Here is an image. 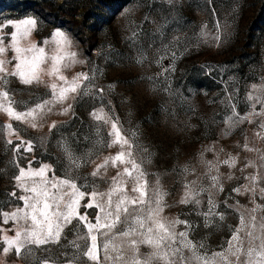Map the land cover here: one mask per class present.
<instances>
[{
  "label": "rangeland",
  "instance_id": "obj_1",
  "mask_svg": "<svg viewBox=\"0 0 264 264\" xmlns=\"http://www.w3.org/2000/svg\"><path fill=\"white\" fill-rule=\"evenodd\" d=\"M26 18L35 19L36 27L14 40V24ZM56 30L65 34L68 45H57L52 36ZM32 45L44 49L43 71L41 82L25 84L19 72L31 76L38 55L27 51ZM17 47L25 50L19 58ZM0 48L6 70L0 71V264H115L105 259L107 241L97 232L98 260L83 253L92 243L86 223L96 222L101 214L97 204L109 199L97 196L93 202L91 193L119 187L123 191L111 197L113 202L125 194L139 195L132 191V177L117 175L132 170L130 163H109L92 175L105 158L121 152L126 159L131 153L139 165L146 197L154 199L157 189L162 193L160 215L185 221L176 224V231H187L188 240L202 243L201 254L226 249L242 216L246 227L239 235L245 248L248 231L264 237V0H0ZM65 52L83 63L65 59L62 63L71 66L62 67L61 74L69 81L78 73L89 79L34 120L9 116L6 109L26 113L53 99L49 86L57 84L58 92L63 81L47 72L51 57ZM233 111L249 119L229 128ZM113 123L128 144L113 143ZM233 159L234 165L224 163ZM45 165V178L71 179L85 193L77 212L87 221L73 219L54 243L26 245L19 255L15 247L4 253L9 247L4 237L14 239L32 224L30 219L6 221L5 214L25 208L20 197L32 195L25 188L42 180L31 173ZM20 169L29 174L17 181ZM190 190V202L181 203ZM66 191L65 186L61 192ZM126 227L112 230L114 243H121L118 232ZM253 243L258 246L260 240ZM123 250L131 255L126 246ZM149 252L148 245L139 246L140 254ZM107 254L116 256L111 249ZM184 254L191 252L185 249ZM258 259L254 255L252 264Z\"/></svg>",
  "mask_w": 264,
  "mask_h": 264
},
{
  "label": "snow or ice",
  "instance_id": "obj_2",
  "mask_svg": "<svg viewBox=\"0 0 264 264\" xmlns=\"http://www.w3.org/2000/svg\"><path fill=\"white\" fill-rule=\"evenodd\" d=\"M170 2V0H169ZM36 20L33 18H26L18 23L14 24V27L17 29V33L13 34V39L17 34L21 36H27L35 27ZM8 24H13L12 21H8ZM53 39L56 41L57 45L66 46L70 43L65 34L59 30H56L52 33ZM48 43V41H45ZM36 51L38 55L33 57L31 76L29 78H24L23 72H19V75L22 79V82L25 84H31L35 82H41L40 73L43 71L40 68V64L44 60V49H36L35 45H32L31 48L27 51ZM4 49L0 48V52H3ZM25 51L21 48H16V52L19 54ZM75 53L65 52L64 55L53 56L51 57L52 66L47 72V75L54 76L57 80L63 81V85L59 87L57 92V84L53 83L49 87L52 89L53 99L49 101H44L43 104H38L35 108L29 110L26 113L15 114L11 109H6L9 116H15V119L20 120L22 118L32 117L33 120L41 115L45 108L50 104L63 103L67 98L69 93L77 92L81 83L84 80H88L89 77L87 74L78 73L75 77L69 81L67 77L61 74V68L70 67V63H62L65 59L71 61V63H83V61L75 60ZM25 61H22V63ZM4 61H0V71H6L2 65ZM17 70L20 68V64L16 65ZM11 75H17V72L11 73ZM2 79V78H0ZM253 88H256L254 85ZM6 96L7 93H4ZM249 99H253L250 94ZM256 102L260 103L261 100L259 97H256ZM233 109L235 105H232ZM51 111V109H48ZM65 112L68 111L67 108L64 109ZM251 115V114H250ZM235 117V120L233 119ZM97 119H102L100 115L96 116ZM249 119L248 116L240 117L238 114L233 111V116L228 117L227 123L229 128L233 127L235 123L242 122ZM54 126V125H53ZM32 127H36L35 123H32ZM113 129L117 133V139L113 143L128 144L127 140H124L119 136L116 124L113 123ZM264 127V125H262ZM247 147V145H245ZM28 151L31 150L29 147ZM251 150V149H249ZM131 153L127 154L128 159H126V154L121 152L118 153L115 157L105 158L104 164L98 165L97 170L92 173L93 176L99 175V169L105 167L109 163L112 166L116 165V162L120 163H130L131 169L125 168L123 173H118V176L127 175L132 177L134 180L135 186L132 188V191L139 193L138 196L128 197L127 194L123 195L120 199L113 202L111 197L118 192L123 191L119 187L112 188L108 193H91L93 197V202H95L97 196L109 197L108 201L105 203L97 204V207H100L101 214L97 216L96 222L93 224L87 222L86 226L88 228V234L91 237V247L88 248L86 252L83 253L84 256H87L90 260H98L96 249H97V236L93 232L99 233L101 236L106 238V241L103 244L105 249V259L113 260L115 264H192L193 261H196L197 264H252L254 255L259 257L257 264H264V237L254 236L251 231L246 233L249 237V246L244 247V240L240 237L239 233L245 231V220L244 217H241V226L236 229V232L233 234L232 239L228 241V247L220 252L212 253L208 255L205 253L201 254L200 249L204 248L202 243L194 244L191 240H188V232H177L176 224L186 223L185 221L180 220H168L165 217H162L160 214L163 212L162 200L163 195L157 189L153 196L154 199H148L146 197L145 185L140 184L139 181L143 177V173L139 171V165L130 159ZM69 158L71 159V154L69 153ZM225 164H233L235 160H225ZM211 164V162H209ZM77 167L79 165H76ZM48 166L45 165L36 173H31L32 175L42 177V180L36 186L32 188H25L26 192L32 193V195L20 197L24 201L25 208L17 209L16 212L5 214V220L8 219H23L27 221L31 220V227H24L20 231L16 232L14 239H9L7 236L4 237V240L7 242L9 247L4 248V253L9 252L13 247L17 255L21 253V249L26 245H44L49 242H56L60 239L61 231L64 225L71 224L73 219L80 222H86V216H79L77 208L79 207L80 199L84 198L85 193L81 192L77 185L71 179H57L55 181H50L45 178V172ZM137 173L133 176V173ZM29 173H25L24 169H20V175L15 179L20 181L24 176ZM250 180L254 181L256 177H250ZM213 182H217L218 178L213 176ZM113 183L118 184L119 181L117 177H113ZM49 185L51 186L49 188ZM19 187H24L23 184L18 185ZM65 186L69 191L61 192ZM51 189H56V192H52ZM239 191V189H235ZM264 192V189L261 190ZM15 195V193H13ZM192 199L191 190L189 193H186V198L181 200V203H189ZM198 203V201H196ZM211 204V200L209 201ZM114 204V207H109ZM154 205V206H153ZM55 206L54 211L50 209ZM92 207V204L87 205ZM214 207V205H213ZM259 207V206H257ZM27 209V211L25 210ZM256 211V209H252ZM223 219V216L220 217ZM253 221L255 217L251 218ZM62 220L63 225L58 221ZM117 225H126V230H120L118 236L121 239L120 244L114 243L117 238V234H112L113 229L117 228ZM264 228V224L261 225ZM138 237V239H137ZM260 240V244L257 246L253 242ZM75 244V242H72ZM148 245L151 248V252L148 254H140L139 246ZM130 251L131 255L126 256L124 247ZM78 247V246H77ZM111 249L112 252L116 253V256L113 258L111 255H108V250ZM188 249L191 252L190 256H185L184 250ZM75 259V257L73 258ZM37 264H40V261H37Z\"/></svg>",
  "mask_w": 264,
  "mask_h": 264
}]
</instances>
